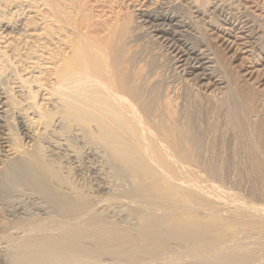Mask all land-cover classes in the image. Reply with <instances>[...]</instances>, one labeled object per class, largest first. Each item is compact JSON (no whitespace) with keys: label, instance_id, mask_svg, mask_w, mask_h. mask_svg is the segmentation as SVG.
Instances as JSON below:
<instances>
[{"label":"bare ground","instance_id":"1","mask_svg":"<svg viewBox=\"0 0 264 264\" xmlns=\"http://www.w3.org/2000/svg\"><path fill=\"white\" fill-rule=\"evenodd\" d=\"M213 2L212 0H191L190 2L186 0H0V193L3 192V189L7 193H17L22 189L31 191L35 195L42 193L41 195L44 196L47 193L52 197L51 201L54 204V209H56L54 213L46 217L39 214L33 216L34 213L27 219L13 221L17 229L16 233L8 234L9 226L3 222L0 223V240L5 243V247L3 246L4 248L0 250L1 264H264V204H259L256 200L250 201L253 198L252 196L250 198V194L247 196L250 198L249 200L240 196L241 193L231 196L230 192L223 190L222 183L221 189L213 180L210 182L213 177L211 176L212 173L211 178L209 177L210 180L208 179L207 171L209 168L212 169L210 163L212 162L213 165V161L221 162V165H218L220 167L223 161L211 157L209 158L211 161L208 163L206 158L205 163L209 164L208 170L204 169L207 164L205 166L201 164L204 168L201 167L198 158V146L193 144L194 142L198 144V142L196 139L195 141L192 140L197 129L192 132L191 129H195V127L192 126L190 129L191 126H188L187 123V128L189 127L191 130L189 132L186 127L181 125L184 121H189L186 117L180 124L178 118L182 112L178 118L176 115L181 108L177 111L179 105H177L175 97L173 101L176 106L173 101L168 99L169 97L172 98L173 93L171 96L169 94V97H163H166L167 100L159 101L162 99V92L161 96L155 95L157 89L154 91L150 88L153 85L151 81L155 78L151 79L149 78L150 75H146V70L150 69L146 68L152 64L147 60L149 63L147 67L145 64L141 65L140 51L131 48L132 43L134 44L139 38H149L147 41H145L146 39L142 41L145 43L149 41V45L157 44L159 49H163L164 53L166 52L162 56L167 54L165 58L171 57L175 65H179L178 68L184 69L182 72L191 71L196 80L201 84L203 83L204 87L206 86V90L212 83L210 75L212 73H215L217 77L219 75L218 68L221 64H219L218 55L219 52L221 53L222 44H219V38L221 39L219 36L213 37V42L215 43L216 39V44H212L211 40L213 39L210 40L211 34L207 28L211 22H207L204 19L206 16L203 14L207 12L215 14V22L218 20L220 28L230 33L238 30L234 26V22L243 23V20L236 19L234 14H228V12L223 18L216 15L219 3H215L214 6ZM23 18L26 21L21 24ZM243 25L248 26L249 22L247 21ZM253 30L254 28L251 31ZM260 37L259 39H261ZM240 38L245 42L244 46L250 45V37L244 34ZM138 45L137 43L136 46L140 47ZM148 47L150 46L141 48L149 50ZM151 47L154 49L153 45ZM152 51L154 55L157 54L155 50H149V54ZM145 52L147 51L143 52L144 56ZM147 54L148 52L146 56ZM160 57L158 55V58H155L159 60ZM157 60L155 59L156 63ZM208 64L214 65L208 66ZM224 70L222 73L226 72ZM177 75L179 74L177 73ZM152 77H155V74ZM185 79H181V81L186 83L187 80L185 81ZM197 81L196 83H198ZM225 81L229 82L228 78H225ZM155 84L159 85L160 82ZM13 85L16 87L13 88ZM158 85L154 87L156 88ZM196 85L198 86V84ZM161 87L163 88V86ZM15 89H19L17 96ZM182 90L184 92V89ZM196 91L195 93L192 92L194 94L192 97L197 99L202 94L198 95ZM182 92L180 91L181 94ZM40 93H45L47 103L40 102L42 99ZM186 93L185 91V96ZM231 94L233 93L231 92ZM226 95L230 97L228 92ZM157 96L161 98L158 99ZM236 96L233 97L234 101L238 99ZM228 97L226 98L228 99ZM185 98L187 99V96ZM179 99L182 100V98ZM231 100L230 102L227 100V102L231 103ZM182 102L186 103L187 101L183 100ZM235 103L239 105V102ZM216 104L213 103V105ZM201 105L202 103L197 106ZM238 105L233 106L238 109ZM226 106L230 107V105ZM182 107L184 106L182 105ZM233 108L235 109V107ZM233 108L231 107L229 111ZM208 109L213 108L210 106ZM208 109H205L206 113L217 111L216 108L212 112ZM189 110L184 111L189 112ZM232 110L231 112H233ZM239 110L241 113L240 108ZM192 111L196 112L195 109ZM199 111L203 113L204 110L200 108ZM194 112H191L193 117L198 115H194ZM235 113L233 112L231 117L234 118ZM240 113L239 115H242ZM192 114L191 119H193ZM245 115L247 114L245 113ZM199 117L197 118L199 119ZM235 117L238 118L239 116L237 117L236 114ZM227 119L231 121L230 116ZM196 120L193 121L196 122ZM196 124L199 125V121ZM231 124L229 127H233ZM235 124H240L241 126L238 125L240 126L238 128L242 127L243 131L245 125L250 126V123L245 124L239 121ZM39 127L41 128L38 130ZM208 127L215 128L216 126L214 123V126L208 125ZM238 128L236 130L240 132ZM76 129L81 132H79L82 135L80 137L85 140L84 143L89 146L88 148L97 147L99 151L96 150L95 152H100L99 154L103 155V161L106 160L103 167L107 166L108 168L110 166L111 170L118 172L121 176L126 175V181L131 180L132 183L129 181L131 184L127 183L131 185L130 187L127 185L129 189L125 188L126 191L123 189L124 192L122 195L120 192L118 198H125V201L127 199L128 202H131L129 204L133 205L136 210L138 209L139 213L135 210L138 214L135 215L137 219L134 218L137 220L135 226L106 222L103 214L97 210L98 205L95 206L94 199L92 200L82 193L79 188L80 192L72 188L70 193L66 190L65 193L60 191V187L72 186L70 185L71 180H67L68 177L63 176L61 168L58 169L59 166H55L52 161H48L49 159L46 158L45 147L43 146L45 138L42 136L47 137L46 135L52 132L64 138L65 135L76 133ZM232 129L235 130L234 127ZM250 129V132L253 131L246 134L249 136L248 140L251 139L250 135L254 137L260 133L258 128L257 130L254 128V135V129L251 126ZM259 129L263 130L262 126ZM29 130L34 134L32 138L29 137L30 132H27ZM203 130L201 133L196 132L195 138L200 136ZM213 130L211 128V132ZM237 131L234 132L237 133ZM191 132L193 134H190ZM245 132H247V128L244 134ZM21 134L23 135L21 136ZM36 134L39 140L34 138ZM262 134L264 135L263 131L257 136L260 138L263 136ZM2 135L6 138H2ZM216 135L213 137L216 138ZM76 136L79 134L76 133ZM235 137L237 138L236 134ZM238 137L240 136L238 135ZM24 138L34 140L35 143L31 141L32 149H29L31 146L27 148L24 146ZM200 138H203L202 135L198 139L201 141L206 139L207 142L212 139L208 140L205 137L202 140ZM241 138L235 139V143L233 140V143L237 144L236 142L240 141ZM244 138L247 139L246 136ZM263 138L261 139L264 142ZM243 139L242 141L246 142V139ZM3 140H6L5 144L9 143V147L13 153L15 151L16 156L2 155ZM212 140L213 144L217 142L215 140L214 143V139ZM255 142L253 144H257L260 148V142L257 143L256 140ZM219 143L220 141L215 145H219ZM241 143L239 146L236 145V148L243 147L244 145ZM262 143H260L261 147L263 146ZM231 144H227L226 147ZM200 146L203 147V144ZM221 146L219 145L220 149ZM257 146H254L253 149H258ZM73 147L76 148V146ZM202 147L200 150L206 149ZM233 147L235 148V145ZM252 147L249 146L245 150H251ZM209 148L211 149V147ZM76 150L78 151V149ZM215 150L216 148L214 151L211 149V151L217 152ZM252 150L250 151L251 154L249 152H246L247 155L245 152L244 154L250 158L249 154L252 155ZM207 151L209 154L205 152L208 157L209 155L215 156L210 154L208 149ZM261 151L254 166L260 160L259 156L260 158L264 157L261 156ZM253 154L256 156L258 152ZM242 156L240 157L242 158ZM229 157H231L230 159L233 158L232 156ZM237 157L233 160H237ZM252 158H254L253 155L250 159ZM230 159L227 160L230 161ZM247 160L244 161L247 162ZM238 161L240 162V159ZM231 162L233 161L231 160ZM261 164L263 165L260 160L258 165L263 168L264 166L261 167ZM199 165V170L200 168L207 170V178H205L206 181L208 180L207 182L202 180L201 173L203 171L200 170L201 172H199L196 169ZM216 165L214 164L213 167ZM239 165H242V162L238 164L235 170L239 168ZM249 165L253 167V159ZM219 167H216V170ZM220 172L223 174L222 170ZM258 172L263 174L262 169ZM251 173L254 174L252 171ZM111 174L113 173L111 172ZM119 174L117 176H120ZM215 175L217 176V174ZM215 175L214 178L218 180ZM252 175L249 176L254 178L255 175ZM124 178L125 176L121 180L124 183L120 184L123 187L125 186ZM221 178L223 177L219 179ZM216 179L214 180L216 181ZM260 179L262 182L264 176L262 175ZM254 180L256 183L259 179ZM263 182L259 184L263 185ZM239 183V187H241V180ZM252 183L254 184V181ZM122 186L120 187L122 188ZM115 187L114 189H116ZM236 188L237 186H235ZM253 188L256 189V187ZM237 189L238 191L241 190L240 188ZM234 192L236 191L234 190ZM257 192H253L255 193L253 195L256 196ZM263 192L259 193L262 194ZM262 195L260 196L261 200ZM30 197L32 198V196ZM48 199L50 201V198ZM117 199L114 201L117 202ZM256 199L259 200V195ZM100 201L102 202V200ZM104 201L106 200L104 199ZM108 203L110 202L107 201L106 204ZM257 251H261L262 255H258Z\"/></svg>","mask_w":264,"mask_h":264},{"label":"rangeland","instance_id":"2","mask_svg":"<svg viewBox=\"0 0 264 264\" xmlns=\"http://www.w3.org/2000/svg\"><path fill=\"white\" fill-rule=\"evenodd\" d=\"M187 2H190L189 0H186ZM212 1H214L213 3H214V6H215V3L216 4H218L219 3V5H218V7H219V9H217V14L216 15H219V16H222L221 18H223V17H225L226 15H227V12H228V14H234L235 15V17H236V19L237 18H239V20H243L242 22L243 23H240L239 21L238 22H234V26L236 27V28H238V30H236V32H237V34H236V32L234 31V32H232V33H230L229 31H226V30H224L223 28H220V25L218 24V20L215 22V20H214V18H215V14H212V12H207L206 14H203L204 16H206V17H204V19H206V21L208 22L209 21V23H210V25H207V28L210 30L209 31V34H211V37H210V40L211 39H213V40H211V42H212V44L214 43L213 41H214V38L213 37H221V39L219 38V40H220V45H221V48H220V50H221V53L219 52V55L221 56H219L218 55V58H220V62H219V64H221V65H219V72H218V77L220 78V79H222V80H220L218 77H217V75L215 74V73H210L209 72V74H211L210 75V78H211V82L212 83H214L213 85H212V83L210 84V89H209V87L208 88H206V90H205V87L203 86V83L201 84V83H199V81H197L196 80V78L194 77V75L191 73V71H186L185 73L184 72H182L183 70H181L180 68H178L179 67V65H175V62L173 61V60H171V57H167V58H165V56H167V54L166 55H163L162 56V54H165L164 53V50L163 49H159L158 47H157V44L155 45L154 43H152L151 45H153V48L154 49H152V47H151V45H149V43L148 42H146L145 43V41H147V40H149V38H139V40L137 41H135L134 42V44L132 43V45H131V48H135L134 50H139L140 51V54H141V59H140V62H141V65H143V64H145V66L147 67V65H149V63L150 64H152V65H149L148 66V68H146V69H149V70H146V72H147V76L148 75H150L149 76V78H155V80H152L151 82H153L152 84L153 85H151V89L153 90L154 89V91L157 89V91L155 92V95H160L161 94V92H162V99H160L159 101H165V100H167L166 99V97L165 98H163L164 96H168L169 97V94H170V96H171V93H173V95L171 96L172 98L170 99V97L168 98L169 100H171V101H173L174 100V97H175V101H176V103H177V105H179L177 108V111H179L180 110V108H181V110L179 111V112H177L178 114L176 115V117L178 118L180 115V113H181V116L185 113V115H183V118L180 116L179 118H178V120H180V124L182 123L181 121H183V119H186L187 118V120L189 119V121H191V122H189V121H184L183 122V124L185 123V125L187 124L188 126H191L190 127V129L192 128V126L193 127H195V129L194 128H192L191 130H192V132L194 131V130H196L195 131V134H193L192 132L190 133V134H193V136H192V140H194L195 141V139H196V142H198V144L197 143H195L194 141V143L193 144H195L196 145V147L198 146V150H199V152H198V158L200 159L199 160V164L201 165H203V166H205L206 164H207V167L206 168H204L202 165H201V167L202 168H204V169H207V168H209V161H211V159L209 160V158H211V157H215L214 159H218L219 161H223L222 162V166H220L221 167V169L219 170V166L218 165H221L220 163L221 162H214L213 160V158H212V161H213V165L215 164H217L216 165V167H219V168H217L218 170H216V167L214 166L213 167V165L210 163V165L212 166L211 168L212 169H210L209 168V170L207 171V170H203L202 168H200V170L201 171H203L202 173H201V177L203 178L202 180L204 181V182H207L206 181V179L205 178H207V173L209 174L208 175V179L210 180V178H211V176H213L212 178H211V180H210V182L213 180L214 181V183L216 184H218L219 186L218 187H220V185H221V183H222V185L223 186H221L222 188H224L223 190H226V191H228V193L231 195V196H234V194L235 195H239V193H241L240 194V196H242V197H245V198H247L248 200L251 198V196L253 197V198H255L256 196V198H258V195H259V200L258 199H253V198H251L250 199V201L252 200V201H255L256 200V202L257 203H259V204H264V190H263V186H264V179H262L263 181V185L262 184H259V183H262L261 182V177H262V175L264 176V160H262V159H264V157L262 158H260V156H259V159L261 160V163H263V165L261 164V167H263V168H260V165H258L259 163H260V160L258 161V162H256L257 164H256V166L259 168V170L261 171V169H262V173L263 174H261V172H258L259 170H257L258 168L256 167V166H254V163H255V161H257L256 159H257V157H258V155H260L261 153H259L261 150V152H262V155L261 156H264V153H263V151H264V142L262 141V139L261 138H263L264 137V135L263 136H261L260 138L257 136V135H260V133L263 131V133H264V0H212ZM223 1V2H222ZM144 4V3H143ZM222 4V5H221ZM213 5V4H212ZM228 5V6H227ZM233 5H235V6H233ZM237 5V6H236ZM239 5V6H238ZM241 5V6H240ZM241 7V8H240ZM222 10H221V9ZM240 8V9H239ZM228 9V10H227ZM239 9V10H238ZM224 10V11H223ZM232 10H233V12H232ZM238 12H237V11ZM212 11H214V10H212ZM223 11V12H222ZM216 12V11H215ZM232 12V13H231ZM222 13V14H221ZM224 13H226V14H224ZM237 13V14H236ZM240 15H239V14ZM243 13V14H242ZM33 15H34V13H32ZM212 14V15H211ZM213 16V17H212ZM244 18H243V17ZM242 17V18H241ZM213 18V19H212ZM213 20V21H212ZM25 19L23 18V20H21V24L23 23H25ZM249 22V25L248 26H244L243 24H245L246 22ZM214 22V23H213ZM236 23V24H235ZM255 24V25H254ZM20 25V24H19ZM252 25H253V27H252ZM258 27H257V26ZM209 26H211V27H209ZM242 26V27H241ZM244 27H246V28H244ZM260 27V28H259ZM262 27V28H261ZM22 28H24L23 26H22ZM243 28V29H242ZM250 28H254V30L253 31H251L252 29H250ZM249 29V30H248ZM259 29V30H258ZM211 31H212V33H211ZM261 33H260V32ZM240 32V33H239ZM213 33H215V34H213ZM245 34V36L247 35L248 37H250L249 38V42H250V45H252V46H250V45H248L247 47L246 46H244V41L243 40H241V38L240 37H242L243 35ZM256 34V35H255ZM215 35V36H214ZM263 35V36H262ZM261 36V37H260ZM257 37V38H256ZM259 37L263 40H261V39H259ZM140 39H141V41H140ZM146 39V40H145ZM142 40H145V41H142ZM141 42V45H140V42ZM143 42V43H142ZM137 43L139 44L138 46H140V47H137L136 45H137ZM146 44H148V45H146ZM214 44H216V39H215V43ZM213 44V45H214ZM218 44V45H219ZM243 44V45H242ZM262 44H263V46H262ZM217 45V46H218ZM220 45H219V47H220ZM136 46V47H135ZM147 46H150V47H148L149 48V50H155L156 52H157V54L156 55H154V52L152 51V53H150V54H152V55H150L149 54V50H145L144 48H141V47H147ZM254 46V47H253ZM147 48V49H148ZM158 48V49H157ZM157 50H161V51H157ZM223 50V51H222ZM227 50V51H226ZM141 51H142V53H141ZM144 51H147L148 52V54H149V56H148V54H147V56H146V53L147 52H145V56H144ZM151 52V51H150ZM155 52V53H156ZM161 52V53H160ZM160 53V54H159ZM158 55H159V60H157V58H158ZM138 57H140V55H138ZM148 57V58H147ZM151 57H154V58H152L151 59ZM155 57H157V58H155ZM145 58V59H144ZM151 59V60H150ZM155 59L158 61L157 63L155 62ZM163 59V60H162ZM166 59V60H165ZM145 60V61H144ZM147 60H149L150 62L148 63V61ZM152 60H154V61H152ZM166 62H165V61ZM172 63H171V62ZM139 61H138V64L140 63ZM147 64H146V63ZM155 62V64L153 65V63ZM163 62V63H162ZM161 63V64H160ZM157 64V65H156ZM170 64V65H169ZM140 65V64H139ZM159 65H160V68H159ZM175 65V66H174ZM211 65H214V64H211ZM210 64H208V66H211ZM152 67V69H151V67ZM158 66V67H157ZM165 66V67H164ZM172 66V67H171ZM177 66V67H176ZM170 67V68H169ZM174 67H175V70H174ZM158 68V69H157ZM165 68V69H164ZM169 68V69H168ZM220 69H225L226 70V72H225V70H224V72L226 73H222V70L220 71ZM150 73H149V72ZM158 71V72H157ZM163 71V72H162ZM171 71V72H170ZM175 71V72H174ZM152 72H157V73H154L155 74V77H152V76H154V74L152 73ZM168 72V73H167ZM180 72V73H179ZM149 73V74H148ZM164 73V74H163ZM177 73L181 76H179V75H177ZM190 73V74H189ZM37 74V73H36ZM153 74V75H152ZM158 74V75H157ZM159 74H160V76H159ZM171 76H170V75ZM173 74H175V75H173ZM188 74V75H187ZM165 75V76H164ZM173 75V76H172ZM214 75V76H213ZM224 75H226L225 76V78L227 79L228 78V81L229 82H226L225 81V78H224ZM158 78H157V77ZM169 76V77H168ZM189 76V77H188ZM213 76V77H212ZM28 77H31V76H28ZM161 77V78H160ZM164 77V78H163ZM167 77V78H166ZM177 77V78H176ZM185 77H187L186 79H185ZM194 77V78H193ZM222 77V78H221ZM182 80H184L185 79V81H186V83L184 82V81H181V79ZM184 78V79H183ZM160 79H162V80H160ZM178 79V80H177ZM195 79V80H194ZM159 80V81H158ZM170 81V82H169ZM172 81V82H171ZM179 81H181V82H179ZM195 81V82H194ZM196 81L198 82V83H196ZM156 82H160V84L158 85V84H155ZM222 82V83H221ZM161 83H163V84H161ZM177 83V84H176ZM182 83H185V84H182ZM192 83V84H191ZM205 83H206V81L204 82V85H205ZM187 84V85H186ZM188 84H190V85H188ZM196 84H198V86L196 85V87H195V85ZM156 85H158V87H154V86H156ZM176 85V86H175ZM181 86V87H178V86ZM204 87H202V86ZM214 85H215V87H214ZM161 86H163V88L161 87ZM171 86H172V88H171ZM175 86V87H174ZM189 87V88H187V87ZM192 86H194L195 88H197V89H195L194 87H193V89H192ZM212 86V87H211ZM16 86H14L13 85V88H15ZM153 87V88H152ZM161 87V88H160ZM167 87V88H166ZM217 87V88H216ZM160 88V89H159ZM174 88H176V89H178V88H180V89H178V90H175ZM190 88H191V90H190ZM198 88H199V90H200V92H199V90H198ZM182 89H184V92H182L183 90ZM195 89V90H194ZM230 90V91H228V90ZM19 89H15V93H16V91H17V93H16V96L19 94L18 91ZM159 90H160V92H159ZM175 90V91H174ZM188 90H190V91H188ZM197 90V91H196ZM201 90H202V92H201ZM217 90V91H216ZM232 90V91H231ZM164 91V92H163ZM170 91V92H169ZM172 91V92H171ZM180 91L182 92V94L180 93ZM185 91L187 92L186 93V96H187V99L190 97V98H192V99H195V100H193L192 101V99H190L189 98V100H187L185 97ZM195 91H196V94L198 93V95H200V94H202L201 96H199V97H197V99L199 100H197L196 99V97L194 98V96L192 97V95H194L193 93H195ZM229 93V95H230V97H228L226 94H227V92ZM167 92H169V93H167ZM175 92H176V95H175ZM179 94H178V93ZM191 92V94H189V93ZM193 92V93H192ZM231 92L233 93V94H231ZM42 96H41V103L42 102H45V103H47V101H45L46 99L45 98H47L46 96H45V93H40ZM164 94H168V95H164ZM195 94V95H196ZM178 95V96H177ZM198 95H196V96H198ZM232 95V96H231ZM234 95V96H233ZM238 96V99H236L235 101H234V98L233 97H235V96ZM45 96V97H44ZM160 96H157L158 97V99H159V97ZM178 97V99L179 98H182V100H178L177 99V97ZM236 96V97H237ZM160 97V98H161ZM202 97V98H201ZM204 97V98H203ZM206 97H207V99H206ZM226 97H228V99L226 98ZM201 98V99H200ZM209 98V99H208ZM226 98V99H225ZM233 98V99H232ZM164 99V100H163ZM177 99V100H176ZM206 99V101H203L202 102V100H205ZM232 99V100H231ZM44 100V101H43ZM189 101L188 103L186 102H182V101ZM199 102H197V101ZM201 100V101H200ZM212 100V101H211ZM227 100H228V102H230V100L232 101L231 103H228L227 102ZM238 100V101H237ZM178 101V102H177ZM179 102H180V104H179ZM196 102V103H195ZM205 102H206V104H205ZM223 102H225V103H228V104H223V105H230V107L228 106H223L222 105V103ZM235 102H239V105H241V106H239L238 104H234ZM173 103H174V101H173ZM190 103V105H187V104H189ZM200 103H202V105L204 104V105H206V106H211V108H213V109H208L209 107H204V105H203V108H202V105L201 106H197L198 104L200 105ZM207 103H208V105H207ZM213 103L214 104H216V105H213ZM232 103H233V105H238V109H236L237 107L236 106H233L232 105ZM194 104H196V105H194ZM174 105L176 106V104L174 103ZM182 105L184 106V107H182ZM191 105H193V106H191ZM213 106H215V107H213ZM196 107V108H195ZM199 109H198V108ZM233 108V107H235V109L236 110H238L237 111V113H235V109L233 108V112L235 113L234 114V118L233 117H231V116H233L232 114H233V112H231V110L229 111V109L230 108ZM243 108V110H242V108ZM185 108V109H184ZM194 110L195 109V111L196 112H194V111H192V109ZM200 108L201 109H203L204 111H203V113L201 112V111H199L200 110ZM214 108H216V112L214 113V112H212L213 110H215ZM239 108L241 109V113H242V115H239V113H240V110H239ZM189 110V112L191 113V112H194V115H196V114H198V115H196V116H194L193 117V114H192V117H193V119H191V114L188 112V111H184V110ZM197 109H198V111H197ZM208 109V111L210 110L212 113H208V115L206 116V110ZM243 111H244V113H243ZM184 112V113H183ZM199 112V113H198ZM239 112V113H238ZM189 113V114H188ZM231 113V114H230ZM240 113V114H241ZM245 113L247 114V115H245ZM187 114V115H186ZM236 114H237V117L238 118H236L235 116H236ZM244 114V115H243ZM190 116V117H189ZM199 116H202V117H199ZM225 116H227V117H225ZM228 116H230V118H231V121H229L227 118H228ZM241 116H243V117H245V119H243V117H241ZM186 117V118H185ZM197 117H199V119L197 118ZM207 117V118H206ZM226 118V119H225ZM239 119V118H242L243 120H246L247 118V123H246V121H243L242 119H239V120H236V119ZM196 120V122L195 121H193V120ZM208 119V120H207ZM232 119H234L233 121H232ZM204 120H205V122H204ZM207 120V121H206ZM199 121V125L198 124H196L197 122ZM201 121V122H200ZM211 123H209V122ZM240 122V123H245V124H248V123H250L249 125L251 126V128L252 129H256L257 130V128H258V131L260 132L259 134H256V136L258 137H256V136H254L253 137V135L251 136L250 135V140L252 141H250V140H248V137L249 136H247L246 134L248 133V134H250L251 132L249 131V130H251L250 129V126H247V125H243L244 127H243V129H245L244 131H246V128H247V132H245V134H244V131L242 130V127L241 128H238V127H240L241 125L240 124H238V125H240V126H238L237 124H235L236 122ZM193 122H194V124H193ZM207 122V123H206ZM228 122H229V124H228ZM230 122H232L233 124H231ZM235 122V123H234ZM192 123V124H191ZM200 123H201V125H200ZM205 123V124H204ZM209 123V124H208ZM214 123H215V126L217 127H208V125L209 126H214ZM183 124H181L184 128L186 127V129H188V131L190 130L189 129V127L187 128V125L185 126V125H183ZM233 125V127L235 128V130H233L232 128V126H230L229 127V125ZM235 124V125H234ZM197 125H198V128H197ZM236 125H237V127H236ZM205 127V129L203 130V128ZM247 126V127H246ZM254 128H253V127ZM261 126H262V128H263V130H261V129H259V128H261ZM199 127H200V129H201V131L203 130V133L205 134H200L201 133V131H199L200 129H199ZM246 127V128H245ZM41 127H39L38 128V130L40 129ZM211 128H212V130L213 129H215V130H217L216 132H218V133H216L215 132V130H213L212 132H211ZM238 128V130L241 132V130H242V132H243V134H242V132H241V134H239L240 132H238L236 129ZM249 128V129H248ZM199 129V130H198ZM208 129V130H207ZM241 129V130H240ZM255 129H254V135H255ZM37 130V131H38ZM190 130V131H191ZM219 130H220V132H219ZM76 133L77 134H79V136H76V133H74L75 132V129H74V132L73 133H71V134H68V135H65L64 136V138H62V136L60 135H57V134H54V133H52V132H50L48 135H46L47 137H45V135H44V137L42 136V138H45L44 140L45 141H43V146L45 147V156H47L46 158L47 159H49L48 161H52V163H54V165L55 166H59V168L58 169H60V170H62V174H64L63 176L64 177H68L67 178V180H71L70 181V185H74L73 187L72 186H66L65 185V187L64 188H59L60 189V191L61 192H63V193H65V190H66V192H68V193H70V189L72 188V189H75L76 191L78 190V192H82V193H84L85 195H87V196H89V198H92V200L94 199V202L96 203V205L95 206H97L98 205V207H97V210L98 211H100L102 214H103V216H104V218H105V220H106V222L108 221V222H117V223H119V224H121V225H126V226H130V227H132V225L133 226H135L136 224L135 223H137V218H136V216L135 215H138L137 214V210L135 209V207L133 206V205H131V204H129V203H131V202H128L127 201V199H126V201H125V198H123V199H120V198H118V194H120V192H121V194L120 195H122V192H124V190H125V188H127L128 186L130 187L131 185H128V184H131L132 182H131V180L129 179V180H127L126 181V175H123V176H125V178H124V180H125V186L123 187L122 185H120V184H123L124 182L123 181H121V180H123V176H121L118 172H114L113 170H111V167L110 166H108V168H110V169H108L107 168V166L106 167H103L104 165H105V161L106 160H104L103 161V159H102V157H103V155H100L99 153H97V152H95L96 150L97 151H99L98 149H97V147H94V146H92V148L90 147V148H88L89 146H87L86 145V143H84L85 142V140L82 138V137H80V136H82L80 133V131L79 130H77L76 129ZM189 131V132H190ZM206 131V132H205ZM208 131V132H207ZM234 131H237V133L236 132H234ZM27 132H30L29 134V137H31L32 138V136L34 135V134H32V131H27ZM80 132V133H79ZM196 132H200V133H198V134H200V136L202 135V137L205 139V137L209 140L210 138H212L213 137V135L215 136L216 134V138L215 137H213L212 139H214V143L216 142L215 140H217V142L216 143H218L219 141H220V143H219V145L221 146V149H220V147H219V145H215V144H213V140L212 139H210L209 141H210V143H209V141L207 142V140L205 139H203V138H200V139H202V140H204V141H201V140H199L198 138L200 137V136H197L196 138H195V135H197L196 134ZM221 133V134H220ZM252 133V134H253ZM256 133H257V131H256ZM6 134V133H5ZM54 134V136H52ZM235 134H236V136H237V138L235 137ZM240 136V137H238V135ZM23 134H21V136H22ZM247 137V139L246 138H244L245 136ZM36 137H34V138H36V139H38L37 137H38V135L36 134L35 135ZM57 136H59V137H57ZM68 136V137H67ZM75 136V137H74ZM205 136V137H204ZM212 136V137H211ZM221 136H222V139H220L221 138ZM244 136V137H243ZM75 139H73V138ZM79 139H78V138ZM209 137V138H208ZM218 137H219V139H218ZM235 137V138H234ZM242 137V138H241ZM2 138H6V136H3L2 135ZM29 139V138H24V140H23V143H24V146L27 148V147H30L29 149H32V146H33V144H32V142H34V140L33 139ZM48 138H50V139H48ZM57 138H58V140H57ZM238 138H241L240 139V141H238V142H240L241 143V141H242V139L243 140H245L246 139V142L245 141H242V145H244V146H246L245 147V149H247L249 146H251L252 147V145H253V147H252V149L254 148V146L256 147L257 146V144L256 145H254L253 143H256L255 142V140L257 141V143H262V147H261V144L259 143V145H260V148L258 147V149H261V150H259L258 151V149L256 148V149H253V150H256V151H253L252 149V152L253 153H257L258 152V154H256V156H254V154L252 153V155H253V157L254 158H252L253 159V167H251L250 165H252V164H250L249 165V163L251 162L252 163V159H250L251 157H252V155H250L251 153H250V151L251 150H245L244 149V146L242 147L241 146V148L240 147H238V148H236L237 146L236 145H238L239 146V144L240 143H238V142H236L237 144H234L235 143V141L236 140H239ZM252 138H254L253 140H252ZM26 139V140H25ZM53 139H54V141H53ZM56 139V140H55ZM62 139V140H61ZM65 139V140H64ZM76 139H78V140H76ZM236 139V140H235ZM260 139V141H258ZM264 139V138H263ZM39 140V139H38ZM46 140H47V142H46ZM52 140V141H51ZM233 140H234V143H233ZM4 141V142H3ZM2 142L4 143L3 145H2V147H3V149H2V155H10L11 157H14L13 155H15L16 156V153H15V151H14V153H13V151L11 150V148L9 147V143H7V144H5L6 143V140H3ZM27 141V142H26ZM30 143H29V142ZM32 141V142H31ZM50 141V142H49ZM58 141V142H57ZM78 141V142H77ZM248 141H250L249 143H248ZM262 141V142H261ZM53 142V143H52ZM69 142V143H68ZM204 142V143H203ZM209 143V145H211V146H209V145H207V143ZM244 142H245V144H244ZM35 143V142H34ZM45 143V144H44ZM55 143V144H54ZM61 143V144H60ZM79 143V144H78ZM81 143V144H80ZM233 144V146L235 145V148L232 146V144ZM247 143L248 144H250L249 146L247 145ZM27 144V145H26ZM58 144V145H57ZM203 144V147L202 146H200V145H202ZM225 146H224V145ZM227 144H231L230 146H228V147H226L227 146ZM252 144V145H251ZM29 145V146H28ZM54 145H57V146H54ZM62 145V146H61ZM72 145V146H71ZM78 145V146H77ZM82 145V146H81ZM84 145H86V146H84ZM205 145V146H204ZM207 145V146H206ZM215 145V146H214ZM47 146V147H46ZM68 146V147H67ZM73 146H76V148L75 147H73ZM211 147V149L214 151V149L216 148V150L215 151H217V152H213V151H211V149L209 148V147ZM217 146H218V148H217ZM226 147V149H224V147ZM233 148H232V147ZM248 146V147H247ZM73 147V148H72ZM81 149H80V148ZM85 148V149H83V148ZM200 147H202V148H206V149H201L200 150ZM208 147V148H207ZM229 147H231L230 149L232 150H228V148ZM50 148V149H49ZM89 149V151H88V149ZM96 148V149H95ZM74 149V150H73ZM76 149H78V151L76 150ZM83 149V150H82ZM91 149V150H90ZM207 149L209 150V152H210V154H212V155H215V156H210L209 155V157H208V155H207V153H208V151H207ZM224 149V150H223ZM244 149V152L246 153V152H249L248 154H249V157L250 158H248V156H246L247 155V153H246V155L244 154V152L242 151ZM9 152H8V151ZM69 150H73L74 152L75 151H77V152H75V154H73L74 152L72 151H69ZM85 150V151H84ZM197 150V151H198ZM220 150H222V151H220ZM226 150V151H225ZM237 150H238V152H237ZM240 150H241V153H240ZM64 151V152H63ZM79 151H80V155H79ZM207 153H206V152ZM218 151H219V153H218ZM223 151H225V152H223ZM227 151H228V153H229V155H228V153H227ZM235 151V152H234ZM89 152V153H88ZM202 152V153H201ZM205 152V153H204ZM212 152V153H211ZM231 152H233L232 154L234 155H232L231 154ZM242 152H243V154L245 155H243L242 154ZM199 153H201L202 155H204V154H206V155H204L203 157H201L200 155H199ZM204 153V154H203ZM214 153V154H213ZM223 155H222V154ZM225 153V154H224ZM62 154V155H61ZM66 154V155H65ZM83 154V155H82ZM87 154V155H86ZM95 154H97V155H95ZM209 154V153H208ZM216 154H220L219 155V157H218V155H216ZM237 154V155H236ZM52 155V156H51ZM70 156V158H68L69 156ZM228 155V156H227ZM243 155V156H242ZM65 156H67L66 158H65ZM100 156V157H99ZM200 156V157H199ZM206 156V157H205ZM225 157V158H222V157ZM229 156H232L234 159H236V156H238L237 158V160H233V158L232 159H230L231 157H229ZM240 156H242V158L245 160H250V161H248L247 160V162H245ZM50 157V158H49ZM61 157V158H60ZM244 157H247V158H244ZM52 158V159H51ZM79 158V159H78ZM101 158V159H100ZM206 158H207V162L208 163H205V160H206ZM51 159V160H50ZM61 159V160H60ZM203 161H202V160ZM221 159H223V160H221ZM226 159V160H225ZM227 159H230V161L229 160H227ZM240 159V162L238 161ZM63 160V161H62ZM80 162H79V161ZM101 160V161H100ZM218 160H216V161H218ZM231 160L234 162H231ZM54 161V162H53ZM61 161V162H60ZM227 161V162H226ZM229 161V162H228ZM245 163H244V162ZM263 161V162H262ZM57 162V163H56ZM239 162V163H238ZM242 162V165H239V170L237 169V170H235L236 169V167H238V164H240ZM249 162V163H248ZM80 165H79V164ZM103 163H104V165H103ZM59 164H61V165H59ZM235 164H237V165H235ZM244 164H248V165H244ZM101 165V167H99ZM200 165L198 166V167H196V169H197V171H199V172H201L200 170H199V167H200ZM62 166V167H61ZM64 166V167H63ZM83 166V167H82ZM245 166V167H244ZM79 167V168H78ZM247 167H248V169H247ZM251 167V169H253V168H255L254 170H251V169H249ZM64 168V169H63ZM224 170H223V169ZM71 169V170H70ZM215 169V170H214ZM70 170V171H69ZM89 170V171H88ZM100 170V171H99ZM214 170V171H213ZM222 170V173L223 174H221V171ZM246 172H245V171ZM103 171H105V172H103ZM206 171H207V173H206ZM211 173H210V172ZM220 172V173H214V172ZM236 171V172H235ZM238 171H240V172H238ZM248 171V172H247ZM249 171H250V173H251V171L254 173L253 175H252V173L250 174L249 173ZM61 172V171H60ZM66 172V173H65ZM70 172V173H69ZM93 172V173H92ZM95 172V173H94ZM111 172L114 174V173H116L115 175H113V174H111ZM244 172V173H243ZM255 172H256V174H255ZM72 173V174H71ZM204 173V174H203ZM213 173V175H211ZM249 173V174H248ZM70 174H71V179H70ZM117 174H119L120 176H117ZM215 174H217V176L215 175ZM241 174H243L242 176L244 177L245 175H247V176H245L244 178L241 176ZM68 175V176H67ZM204 175V176H203ZM205 175H206V177H205ZM211 175V176H210ZM214 175H215V177H217L218 178V180L216 179V178H214ZM220 175V176H219ZM221 175H223V176H221ZM225 175V176H224ZM252 175V176H254V178L253 177H250V176ZM261 177H260V176ZM219 176V177H218ZM257 176H259L258 178H257ZM116 177H118L119 178V180H118V178H116ZM121 177V178H120ZM210 177V178H209ZM220 177H223V178H221V179H219ZM226 177V178H225ZM241 177H242V179H241ZM247 177V178H246ZM256 177V178H255ZM214 179H216V181L214 180ZM224 181H223V180ZM254 179H256V180H260V182H259V180L256 182L257 184H259V185H257L256 183H255V180ZM221 180H222V182H221ZM241 180V187H239L240 186V183H239V181ZM131 183H130V182ZM238 181V182H237ZM250 181H254V184L252 183V182H250ZM122 182V183H121ZM220 182V183H219ZM259 182V183H258ZM73 183V184H72ZM75 183V184H74ZM128 183V184H127ZM216 184V185H217ZM256 184V185H255ZM75 185H76V187H75ZM83 185H85V186H83ZM114 185V186H113ZM128 185V186H127ZM206 185V184H205ZM247 185H248V187H247ZM262 185V186H261ZM116 186V187H115ZM120 186H122V188L120 187ZM235 186H237V188H240L241 190H239L238 191V189L236 188L235 189ZM250 186V187H249ZM69 187V188H68ZM83 187V188H82ZM103 187H105V188H103ZM114 187L116 188V189H114ZM119 187V188H118ZM220 187V188H221ZM253 187H256V189L255 188H253ZM77 188V189H76ZM80 189V191H79V189ZM118 188V189H117ZM221 188V189H222ZM258 188H260V189H258ZM262 188V189H261ZM63 189V190H62ZM69 189V190H68ZM115 191H114V190ZM124 189V190H123ZM127 189H129V188H127ZM74 190V191H75ZM83 190V191H82ZM85 190V191H84ZM118 190H120L119 192H118ZM234 190L236 191V192H234ZM126 191V190H125ZM237 191H238V193H237ZM243 191H244V193H243ZM255 191H258L257 193H256V196H254L253 194H255V193H253V192H255ZM112 192V193H111ZM117 192V193H116ZM259 192H263L262 194L261 193H259ZM4 196H3V195ZM22 194H24V195H22ZM32 194V195H31ZM42 193H38L37 195H35V193H32L31 191L29 192L28 190H26V189H22V190H20V192H17V193H7V191L5 190V189H3V192L2 193H0V195L3 197H1L0 198V205H2V206H0V223H5V224H7L8 226H9V232H8V234L9 233H16V231H17V229L15 228V224H14V222H17V220H19V221H21V220H23L24 218H29L30 216H32L34 213V215L33 216H35V215H37V214H39V215H42L43 217H46L47 215H51L52 213H54L55 212V210L56 209H54V204H53V202L51 201V196L48 194L47 195V193L46 194H44V196L43 195H41ZM113 194V195H112ZM117 194V195H116ZM246 194V195H245ZM249 194H250V198L249 197H247V196H249ZM262 195V200H261V195ZM8 195V196H7ZM13 195H14V197H13ZM91 195V196H90ZM244 195V196H243ZM8 198H7V197ZM29 196V197H28ZM30 196H32V198L30 197ZM34 196V197H33ZM36 196V197H35ZM99 198H98V197ZM5 197V198H4ZM11 197V198H10ZM12 197H13V199H12ZM114 197H116V198H114ZM16 198V199H15ZM18 198V199H17ZM41 198H43V199H41ZM46 198V199H45ZM48 198H50V201H49V199ZM108 198V199H107ZM111 198V199H110ZM118 198V199H117ZM104 199L106 200V201H104ZM117 199V202L116 201H114V200H116ZM46 200V201H45ZM96 200V201H95ZM100 200H102V202L100 201ZM124 202H123V201ZM19 201H21L20 203H19ZM44 201V202H43ZM48 201V202H47ZM100 201V202H99ZM107 201L108 202H110V203H108V204H106L107 203ZM113 201V202H112ZM44 204H43V203ZM106 202V203H105ZM122 202V203H121ZM261 202V203H260ZM16 203V204H15ZM39 203V204H38ZM50 203H52V204H50ZM103 203V204H102ZM128 203V204H127ZM13 204V205H12ZM16 206H15V205ZM38 204V205H37ZM127 205V206H125V205ZM48 205V206H47ZM130 205V207H128ZM8 206V207H7ZM47 206V207H46ZM50 206V207H49ZM134 207V210H133V207ZM46 208V209H45ZM96 208V207H95ZM129 208H131V209H129ZM6 209V210H5ZM30 209V210H29ZM14 210V211H13ZM39 211V213H37L38 211ZM137 212H136V211ZM44 211V212H43ZM46 211H47V213H46ZM50 211V212H49ZM103 211V212H102ZM134 211V212H133ZM42 213V214H41ZM46 213V214H45ZM106 213V214H105ZM134 213V215H132ZM136 213V214H135ZM139 213V212H138ZM2 214V215H1ZM15 215V216H14ZM5 216V217H4ZM7 216V217H6ZM135 216V217H134ZM20 219H19V218ZM108 217V218H107ZM12 218V219H11ZM16 218H18V219H16ZM107 218V219H106ZM134 218H136V219H134ZM5 219H6V221H5ZM136 220V221H135ZM14 221V222H13ZM11 222V223H10ZM126 223V224H125ZM12 225V226H11ZM15 231V232H14ZM2 241L0 240V250H2L4 247H5V243L4 242H2ZM4 246V247H3ZM259 254L258 255H260L261 254V251L259 252V251H257ZM256 252V253H257ZM262 255V254H261ZM108 262V261H107ZM257 263H259V262H257ZM0 264H1V259H0Z\"/></svg>","mask_w":264,"mask_h":264}]
</instances>
